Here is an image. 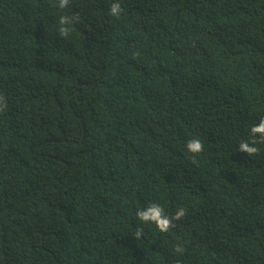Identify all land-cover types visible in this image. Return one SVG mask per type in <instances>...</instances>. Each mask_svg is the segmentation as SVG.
Listing matches in <instances>:
<instances>
[{
    "label": "trees",
    "instance_id": "1",
    "mask_svg": "<svg viewBox=\"0 0 264 264\" xmlns=\"http://www.w3.org/2000/svg\"><path fill=\"white\" fill-rule=\"evenodd\" d=\"M114 2L0 0V264H264V0Z\"/></svg>",
    "mask_w": 264,
    "mask_h": 264
},
{
    "label": "clouds",
    "instance_id": "2",
    "mask_svg": "<svg viewBox=\"0 0 264 264\" xmlns=\"http://www.w3.org/2000/svg\"><path fill=\"white\" fill-rule=\"evenodd\" d=\"M70 0H58L59 8L63 9L69 5ZM120 3L114 2L110 6V15L119 18L122 12ZM73 23V19L69 16L59 17V32L62 36L69 34L70 28L68 27ZM2 110V109H0ZM251 134L254 138L259 134V139L264 140V118H261L258 124H253L251 127ZM256 145V140L250 144L247 141H242L239 145V150L251 157L255 155L259 149ZM187 150L191 153H200L204 150V145L200 139H191L186 145ZM185 215V209L179 208L175 212L174 216L170 217L165 213V209L158 203H150L146 208L137 210V218L144 224H152L161 233H167L174 227V220H179ZM142 234V230H137L134 236L138 239ZM175 250L177 252H183V248L177 245Z\"/></svg>",
    "mask_w": 264,
    "mask_h": 264
}]
</instances>
